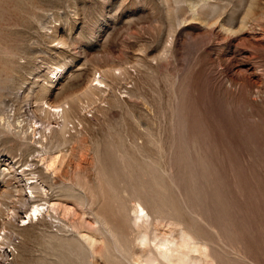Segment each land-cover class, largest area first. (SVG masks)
<instances>
[{
    "label": "rangeland",
    "instance_id": "rangeland-1",
    "mask_svg": "<svg viewBox=\"0 0 264 264\" xmlns=\"http://www.w3.org/2000/svg\"><path fill=\"white\" fill-rule=\"evenodd\" d=\"M66 101L88 121L47 170ZM135 196L188 264H264V0H0V264H138Z\"/></svg>",
    "mask_w": 264,
    "mask_h": 264
},
{
    "label": "bare ground",
    "instance_id": "bare-ground-1",
    "mask_svg": "<svg viewBox=\"0 0 264 264\" xmlns=\"http://www.w3.org/2000/svg\"><path fill=\"white\" fill-rule=\"evenodd\" d=\"M221 27L225 31L228 30L223 25H221ZM230 31L232 32V30H230ZM225 33H229V32L227 31ZM98 81L100 83H102V82L105 83L102 80H98ZM89 87L95 88V89L99 88L94 83L90 84ZM93 96H95V94ZM78 102L81 103L80 100ZM46 106H47L46 108H43L41 110V112L44 113V118H43V123L41 125L42 129L39 131V134L41 135L40 141H39L41 144L39 148H41V149L39 152L43 153L45 156H49V161H47V166H46L47 170L48 169L49 170L54 169L56 171V170H58L59 167L61 168L60 161H62V159L65 158V156L62 155V152H63V149L65 148V146L67 145L69 139L71 138V134L75 133V131H81L82 129H84V128H82V126H84L85 125L84 123L86 121H88L87 120L88 117H87V114H85L83 112V108L81 105H79V104L75 105L69 101H66L64 104L58 105V106H54L51 103H47ZM51 119H55V120L58 119L57 127H53L50 122H47V121H50ZM36 132L37 131H34L33 135L38 133V132L37 133ZM82 132H84V131L82 130ZM44 141L49 143L48 148H46V147L44 148V145H43ZM56 153H57V155L59 153V155L55 156ZM122 165H124V164H122ZM97 167H98V170H100L103 174L109 173L110 169H112L111 166L100 163V162L98 163ZM30 189H31V195L39 194L41 197L46 195L45 188L43 187L42 184H39L38 182H33L30 186ZM35 197L36 196H34V198ZM34 202L29 201L28 198L25 201V203H27V204H32V206L30 208L31 213L29 214V221L30 222H33L34 218L38 219L39 214H43V210H44V208H41L40 204L36 205ZM119 211L123 214L126 221L131 223L130 224L131 225L130 226L131 231L133 232L132 234L134 235L137 243L142 247H146L145 248L146 250L145 249L142 250V253H143L142 256H140L136 259L138 264H163L159 258H162L163 260H165L167 264H188V262L186 260L187 254L182 250V248H187V249L191 250L193 248H196L197 245H195L194 247L191 246V243L189 242V240L184 236H183L181 243H177L176 240L178 238L175 239L173 237V235L170 238L169 237L165 238V235H164L163 238L158 239V237H160V235L157 236V234H156L152 238L151 233L149 231V228L152 225H154L156 222H160V221H158L160 216L158 215L157 211L150 210L147 207V205L144 204L141 197L135 196V197L130 198L129 202L125 203L122 206V208L119 207ZM46 213L47 214L49 213L48 209H47ZM98 217H99L98 222L100 225V229L105 228L106 230H108L110 232L109 235H112L113 239L112 238L111 239H112L113 243L115 244V246L120 249V251L124 257H127V253L123 252V248H122V245L120 244V242L118 240V237L116 235V231L112 228V226L109 224V222L106 218H104L103 216H98ZM162 219H161V221H164ZM23 221H24V218H23ZM162 226H164V225H162ZM170 227H172V226H170ZM177 228H180V227H177ZM154 233H155V231H154ZM169 235L170 234H167V236H169ZM81 237H83L85 242L88 244L89 248L91 250H94V248L98 244L97 238H95L93 236H84V235H81ZM10 241H12L11 238L7 239L5 237L4 238L1 237L0 250L2 248V249H4L3 252H6L7 249L11 247ZM59 243H60V245L63 244V242H59ZM151 243H153L155 251H153V249L151 247ZM56 245L58 246V244H56ZM60 245H59V247H60ZM57 246H55V247H57ZM59 247H57V249ZM61 247H63V246H61ZM59 250H61V248ZM9 251H11V250H9ZM9 251H7L6 254L2 253V254H5V258L8 255Z\"/></svg>",
    "mask_w": 264,
    "mask_h": 264
}]
</instances>
